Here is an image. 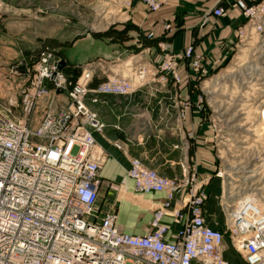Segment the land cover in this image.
I'll list each match as a JSON object with an SVG mask.
<instances>
[{
  "label": "built area",
  "instance_id": "obj_1",
  "mask_svg": "<svg viewBox=\"0 0 264 264\" xmlns=\"http://www.w3.org/2000/svg\"><path fill=\"white\" fill-rule=\"evenodd\" d=\"M144 1L153 12L161 8L156 0ZM235 4L244 19L263 20L264 0ZM226 13L220 3L213 10L217 17ZM164 30L159 41L163 60L152 68L135 63L134 78L116 75L107 59L97 58L78 65L81 74L73 80L68 70L74 65L52 46H42L28 61L10 67L11 73H24L29 80L20 87L15 113L0 106V264H235L230 252L240 264H264V209L248 197L233 203L226 197L221 205L227 225H213L206 211L210 191L186 157L181 176L175 178L131 158L127 178L134 190L164 196L146 234L122 231L114 205L105 213L98 205L101 189L117 192L122 186L99 178L100 165L90 158L95 133L106 128L94 108L100 96H129L155 80L179 86L182 63L196 74L198 86L206 71L192 47L184 54L170 52L174 25L165 23ZM145 37L158 39L153 31ZM99 71L105 78L92 85ZM52 90L55 98L66 92L68 103L48 108L32 131L38 101ZM196 98V103L180 102L178 120H186L193 104L204 110L199 92ZM114 147L124 149L120 141ZM216 175L224 177L221 170ZM181 190L186 191L184 205L176 208Z\"/></svg>",
  "mask_w": 264,
  "mask_h": 264
},
{
  "label": "crops",
  "instance_id": "obj_2",
  "mask_svg": "<svg viewBox=\"0 0 264 264\" xmlns=\"http://www.w3.org/2000/svg\"><path fill=\"white\" fill-rule=\"evenodd\" d=\"M156 1L160 2L161 8L153 12L144 0H133L129 10L132 28L128 30L126 40L112 43L114 48L110 55L97 56L110 60L108 63L116 75L134 78L132 66L138 61L149 68L159 65L163 60L159 41L165 33V23H171L175 28L168 40L169 51L184 54L192 47L200 56L202 66L209 71L221 67L237 46L244 17L234 4L236 0ZM219 3L227 8V13L217 17L213 10ZM150 31L158 39L142 38V42L137 43L139 35L143 37ZM185 65L182 63L183 79L179 86L149 81L129 96L101 95V102L94 106L106 122V128L104 132L95 133L96 144L90 158L100 165L99 178L122 184L117 198H114V192L101 189L98 205L104 213L111 205L117 208V223L124 232L146 234L153 212L164 197L134 190L133 180L127 178L132 157L140 158L161 175L172 178L181 176L184 157L198 180H208L215 171L214 130L204 121V113L193 104L186 111V120H178L180 102L193 99L196 103L199 92L196 74L192 70L189 72ZM104 78L99 71L92 85ZM115 141H120L124 149L114 147ZM206 189L214 192L213 178ZM185 197L186 191L181 190L173 205L176 208L183 206ZM208 204L209 201L206 204L209 219L213 225L224 228L218 213H209Z\"/></svg>",
  "mask_w": 264,
  "mask_h": 264
},
{
  "label": "rangeland",
  "instance_id": "obj_3",
  "mask_svg": "<svg viewBox=\"0 0 264 264\" xmlns=\"http://www.w3.org/2000/svg\"><path fill=\"white\" fill-rule=\"evenodd\" d=\"M132 1L0 0V106L16 111L14 103L20 99V87L28 84L29 77L11 73L10 67L28 61L42 46H52L70 60L74 67L68 73L75 77L81 74L78 65L93 62L98 55H110L114 48L111 44L126 40L132 28ZM238 35L237 46L228 59L221 67L206 70L198 86L204 121L214 130L216 159L214 173L200 181L208 186L213 178L208 211L218 213L224 228V198L233 203L251 196L264 207V18L260 22L244 19ZM49 93L38 101L32 131L38 129L48 108H62L68 103L66 92L57 98L53 90ZM217 170L223 178L217 177ZM112 192L117 198L119 193ZM228 257L240 264L234 253H228Z\"/></svg>",
  "mask_w": 264,
  "mask_h": 264
},
{
  "label": "bare ground",
  "instance_id": "obj_4",
  "mask_svg": "<svg viewBox=\"0 0 264 264\" xmlns=\"http://www.w3.org/2000/svg\"><path fill=\"white\" fill-rule=\"evenodd\" d=\"M248 198L251 199L253 202H257V200H255V198H251V196L248 197ZM256 204H257V203H256ZM258 206H259L260 208L264 209V207L261 206L260 204H258Z\"/></svg>",
  "mask_w": 264,
  "mask_h": 264
},
{
  "label": "trees",
  "instance_id": "obj_5",
  "mask_svg": "<svg viewBox=\"0 0 264 264\" xmlns=\"http://www.w3.org/2000/svg\"><path fill=\"white\" fill-rule=\"evenodd\" d=\"M131 29V28H130ZM73 79H77L78 76H72L71 74H69Z\"/></svg>",
  "mask_w": 264,
  "mask_h": 264
}]
</instances>
